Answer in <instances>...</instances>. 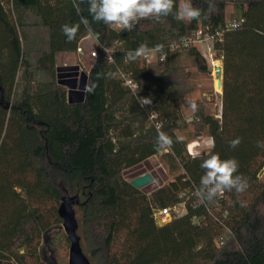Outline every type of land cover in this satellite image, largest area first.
Wrapping results in <instances>:
<instances>
[{"label":"trees","instance_id":"1","mask_svg":"<svg viewBox=\"0 0 264 264\" xmlns=\"http://www.w3.org/2000/svg\"><path fill=\"white\" fill-rule=\"evenodd\" d=\"M192 0L199 19L163 23L144 19L129 32L92 22L87 4L81 13L73 0H0V260L42 264V243L63 224L64 196H78L74 209L83 251L92 264H264V0ZM179 0H177V4ZM232 4L243 7L244 21L226 28ZM88 17L68 42L64 24ZM221 29L215 56L223 61L221 116L198 111L185 115L187 74L180 67L183 51L208 70L196 46L170 45L200 27ZM92 35L97 58L83 85L93 93L76 98L57 66L58 52L76 51ZM146 43L163 44L166 59L140 57L125 62L128 51ZM112 73L109 77L107 74ZM123 75L137 82L132 90ZM151 98L142 107L138 98ZM158 114L161 131L173 140L164 152L176 176L150 194L136 188L124 171L157 152ZM195 123L214 139V148L192 156L178 130ZM182 138V139H178ZM240 138L232 148L230 141ZM209 151L235 158L237 174L249 187L225 192L213 202H199L194 191ZM186 204V212L158 224L155 208ZM79 214V216L77 215Z\"/></svg>","mask_w":264,"mask_h":264},{"label":"clouds","instance_id":"2","mask_svg":"<svg viewBox=\"0 0 264 264\" xmlns=\"http://www.w3.org/2000/svg\"><path fill=\"white\" fill-rule=\"evenodd\" d=\"M81 4H87V11L92 22H103L105 25L114 26L121 30L133 31L141 20L151 19L154 22L163 23L164 18L172 15L180 22H191L199 19L202 9L193 5L192 0H73V7L80 14ZM215 10L214 4L208 0V11ZM83 25L90 29L88 17L80 16L78 23L64 24L61 31L68 42L76 39L77 33ZM164 45L158 44L149 48L146 43L140 44L134 51H128L125 55V62L135 61L140 57H146L149 53H160V59H166L163 51ZM109 77L113 74L108 73ZM96 85H85L86 93H93ZM140 105L151 104V98H138ZM191 112L198 111L196 103L190 104ZM161 125H157L156 151L168 152L173 145L172 138L161 131ZM182 139V138H178ZM240 138L230 141V147L235 148L240 144ZM209 147L214 148V139H209ZM257 146L264 149V141H257ZM199 156V154H197ZM204 169V174L200 179V185L194 191V196L201 203L213 202L217 198H222L224 193L235 191L241 194L249 187L248 180L242 174H237L239 163L235 158L221 159L220 155L209 151V154L200 164Z\"/></svg>","mask_w":264,"mask_h":264},{"label":"rangeland","instance_id":"3","mask_svg":"<svg viewBox=\"0 0 264 264\" xmlns=\"http://www.w3.org/2000/svg\"><path fill=\"white\" fill-rule=\"evenodd\" d=\"M242 10L243 7L241 5H230L228 9V21L239 19L242 16ZM84 44L87 46H95L97 45V39L92 36L91 38L87 39ZM197 48L203 54L205 47L202 44H198ZM94 50L97 51V48ZM96 58L97 57L90 58L89 55L84 54V57L80 59L78 52L77 56L75 52L74 60L72 62H67V64L80 65L81 70L88 73L91 66L95 63ZM205 59L208 64L207 71L200 70L196 66L195 60L187 55L186 51H183L182 56L179 58L180 67L183 68L184 72L187 74L185 99L189 102H194L197 105H203L206 112L215 114L216 117H220L223 88L221 91H219L216 68L217 66H222L223 68V61L221 58H215V61H218L213 63L209 58L205 57ZM64 63L66 64V62ZM64 63L61 65H64ZM191 114L192 112L190 106L185 107V115L190 116ZM188 120V126L179 129L178 134L182 138L188 140V148H193L195 153L198 154L208 151L210 149L208 141L211 139V137L206 132V130L198 132L197 125L195 123H190L192 120L191 117ZM147 173L151 174L153 177V181L142 188V190L148 194H150L154 189L173 179L177 174L171 169L169 161L163 152L150 157L136 167L125 170L124 176L127 180L131 181L132 179ZM259 178L262 182H264V168L262 169ZM77 215L79 216V214ZM82 246L87 255L90 256V253L86 248L87 245L85 244L83 238ZM69 249L70 242L65 233L63 224H61V226L55 227L53 230H51L48 233L47 238L42 243V264H69ZM0 264L13 263L0 260Z\"/></svg>","mask_w":264,"mask_h":264},{"label":"built area","instance_id":"4","mask_svg":"<svg viewBox=\"0 0 264 264\" xmlns=\"http://www.w3.org/2000/svg\"><path fill=\"white\" fill-rule=\"evenodd\" d=\"M244 21L243 17H240L239 19H233L231 21H227L226 23V28L234 29L240 26V24ZM222 34L223 31L221 29H216L213 30L209 26L207 27H200L196 31H194L191 35L182 37L176 41H174L170 45L171 50L179 49V48H186L191 45L196 46L198 44H202L205 49L203 52V55L207 58H209L213 63H215V42L217 40L222 39ZM79 58L84 57V50L83 48L79 45L77 50ZM166 54V51H164ZM92 57H97V51L94 50L90 53ZM155 57H158L159 61H164L160 59V53H149L148 56H146V60L152 61ZM125 78V83L128 85L132 90H136L138 88V84L136 81H134L129 75H123ZM148 107V105L144 106ZM150 120H152L157 127V125L162 126V122L158 119V114L154 111L150 112ZM212 139V138H211ZM195 148V146H194ZM193 148H188L189 153L192 156L197 155L193 151ZM200 154V153H198ZM186 212V204L184 202H179L177 204H174L172 206L164 207V208H155L154 209V217L156 219V222L160 225L165 224L169 221H171L173 218H176L178 216L183 215Z\"/></svg>","mask_w":264,"mask_h":264},{"label":"water","instance_id":"5","mask_svg":"<svg viewBox=\"0 0 264 264\" xmlns=\"http://www.w3.org/2000/svg\"><path fill=\"white\" fill-rule=\"evenodd\" d=\"M217 78L219 85L223 88V68L217 66ZM153 181L151 174H144L131 180V183L139 189ZM78 196L66 195L63 197L59 206V215L63 219V227L70 242L69 264H92L84 253L80 237L78 235V219L74 209V203L78 201Z\"/></svg>","mask_w":264,"mask_h":264},{"label":"crops","instance_id":"6","mask_svg":"<svg viewBox=\"0 0 264 264\" xmlns=\"http://www.w3.org/2000/svg\"><path fill=\"white\" fill-rule=\"evenodd\" d=\"M91 37L92 35H88L79 44L83 48L85 54L89 55L90 58L92 57L90 53L94 51V49L97 48L98 46V42H97V45L95 46H87L84 44L85 41ZM75 52L77 56V51L58 52L56 55V62H57V66L60 68V72L66 75L64 78L66 80L71 81L73 85V86L67 85L68 88L70 89V91H73L74 96L78 98V97H81V95L85 92L84 91L85 85L84 86L82 85L84 84L83 83L84 77L87 76L88 73L83 72L80 68V65H68L67 64V62H72L74 60ZM64 62H66V64ZM62 63H64V65H61Z\"/></svg>","mask_w":264,"mask_h":264},{"label":"bare ground","instance_id":"7","mask_svg":"<svg viewBox=\"0 0 264 264\" xmlns=\"http://www.w3.org/2000/svg\"><path fill=\"white\" fill-rule=\"evenodd\" d=\"M218 79V78H217ZM218 82V85H219V79L217 80ZM221 89H222V87H220V85H219V91H221Z\"/></svg>","mask_w":264,"mask_h":264}]
</instances>
